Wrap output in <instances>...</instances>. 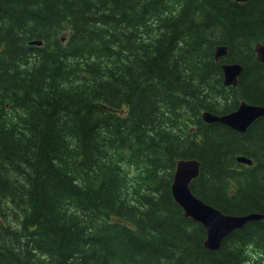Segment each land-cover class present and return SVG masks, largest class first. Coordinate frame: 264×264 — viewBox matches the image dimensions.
Instances as JSON below:
<instances>
[{
	"label": "trees",
	"instance_id": "trees-1",
	"mask_svg": "<svg viewBox=\"0 0 264 264\" xmlns=\"http://www.w3.org/2000/svg\"><path fill=\"white\" fill-rule=\"evenodd\" d=\"M257 43L264 0H0V264H264V220L210 252L171 190L199 160V199L264 214V117L202 118L264 107Z\"/></svg>",
	"mask_w": 264,
	"mask_h": 264
},
{
	"label": "water",
	"instance_id": "water-1",
	"mask_svg": "<svg viewBox=\"0 0 264 264\" xmlns=\"http://www.w3.org/2000/svg\"><path fill=\"white\" fill-rule=\"evenodd\" d=\"M246 2L248 0H237ZM34 44L41 45L36 42ZM257 60L264 63V44H257L255 48ZM228 55L227 46H219L215 50V57L219 61ZM222 71L226 86H237L238 79L244 72L240 64H223ZM264 117V107L242 103L237 111L223 117L209 113L203 115L209 124L220 123L239 133H246L260 118ZM238 163L252 166V160L245 157L237 158ZM201 163L198 160H180L174 175L172 194L176 203L183 209L184 216L202 224L207 231L205 248L210 252H218L230 234L241 230L249 223L264 220L262 213H250L244 216L226 215L220 210L206 204L199 199L191 189L192 183L201 175Z\"/></svg>",
	"mask_w": 264,
	"mask_h": 264
},
{
	"label": "rangeland",
	"instance_id": "rangeland-1",
	"mask_svg": "<svg viewBox=\"0 0 264 264\" xmlns=\"http://www.w3.org/2000/svg\"><path fill=\"white\" fill-rule=\"evenodd\" d=\"M251 255H255V254H257V253H255V252H253V253H250Z\"/></svg>",
	"mask_w": 264,
	"mask_h": 264
}]
</instances>
